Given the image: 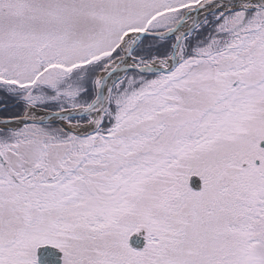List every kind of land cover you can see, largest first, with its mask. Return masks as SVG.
Masks as SVG:
<instances>
[{"label":"snow or ice","instance_id":"obj_1","mask_svg":"<svg viewBox=\"0 0 264 264\" xmlns=\"http://www.w3.org/2000/svg\"><path fill=\"white\" fill-rule=\"evenodd\" d=\"M0 264H264V0H0Z\"/></svg>","mask_w":264,"mask_h":264}]
</instances>
